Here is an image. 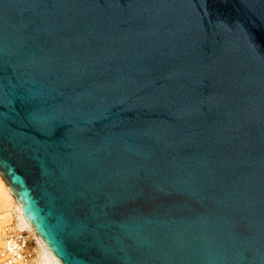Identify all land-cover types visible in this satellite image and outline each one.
<instances>
[{
  "label": "water",
  "instance_id": "obj_1",
  "mask_svg": "<svg viewBox=\"0 0 264 264\" xmlns=\"http://www.w3.org/2000/svg\"><path fill=\"white\" fill-rule=\"evenodd\" d=\"M0 174L62 264H264V0H0Z\"/></svg>",
  "mask_w": 264,
  "mask_h": 264
},
{
  "label": "bare ground",
  "instance_id": "obj_2",
  "mask_svg": "<svg viewBox=\"0 0 264 264\" xmlns=\"http://www.w3.org/2000/svg\"><path fill=\"white\" fill-rule=\"evenodd\" d=\"M0 209L3 216L0 218V239L4 240L6 236L11 233H5L2 230V224L11 225V218L15 214V222L14 226L12 228H18L20 230L17 231H25L28 230L32 234L35 235V238L37 239L38 247L35 249L36 251V257H35V263L36 264H62L57 257L52 253V251L47 247L46 243L42 239V237L36 232L34 226L32 223L26 218L22 205L17 201L16 197L12 193L10 187L8 186L7 182L3 178V176L0 174ZM3 211V212H2ZM5 225V226H7ZM8 229V228H7ZM5 229V231L7 230ZM27 232V231H26ZM38 253V254H37ZM38 262V263H37Z\"/></svg>",
  "mask_w": 264,
  "mask_h": 264
},
{
  "label": "built area",
  "instance_id": "obj_3",
  "mask_svg": "<svg viewBox=\"0 0 264 264\" xmlns=\"http://www.w3.org/2000/svg\"><path fill=\"white\" fill-rule=\"evenodd\" d=\"M35 257L26 231L9 233L0 245V264H34Z\"/></svg>",
  "mask_w": 264,
  "mask_h": 264
},
{
  "label": "rangeland",
  "instance_id": "obj_4",
  "mask_svg": "<svg viewBox=\"0 0 264 264\" xmlns=\"http://www.w3.org/2000/svg\"><path fill=\"white\" fill-rule=\"evenodd\" d=\"M0 206H1V203H0ZM3 212V211H2ZM0 213H1V209H0ZM3 216V214H0V218ZM15 220H16V218H15V214L13 215V217L11 218V225H7V224H2V230H3V232H5L6 234L7 233H9L10 231H12V232H15V231H17V230H20V229H18V228H12V226H14V222H15ZM5 225H7V226H5ZM8 228V229H7ZM5 229H7L6 231H5ZM25 231H27V233H28V235H29V237H30V246L33 248V249H36L37 247H38V244H37V239L35 238V235L34 234H32L30 231H28V230H25ZM3 244V240H1L0 239V245H2ZM37 251V250H36ZM38 254V253H37ZM37 256V255H36ZM38 263V262H37ZM34 264H36L35 263V260H34Z\"/></svg>",
  "mask_w": 264,
  "mask_h": 264
}]
</instances>
